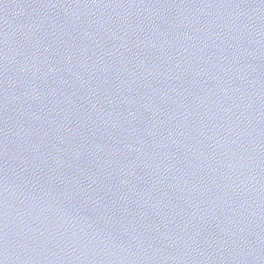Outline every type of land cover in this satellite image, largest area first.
Wrapping results in <instances>:
<instances>
[{
  "label": "water",
  "instance_id": "obj_1",
  "mask_svg": "<svg viewBox=\"0 0 264 264\" xmlns=\"http://www.w3.org/2000/svg\"><path fill=\"white\" fill-rule=\"evenodd\" d=\"M0 264H264V0H0Z\"/></svg>",
  "mask_w": 264,
  "mask_h": 264
}]
</instances>
